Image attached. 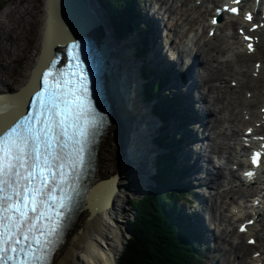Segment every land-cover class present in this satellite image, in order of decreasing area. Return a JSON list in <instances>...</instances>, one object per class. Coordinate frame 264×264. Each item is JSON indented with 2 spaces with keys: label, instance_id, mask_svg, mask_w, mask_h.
Here are the masks:
<instances>
[{
  "label": "bare ground",
  "instance_id": "1",
  "mask_svg": "<svg viewBox=\"0 0 264 264\" xmlns=\"http://www.w3.org/2000/svg\"><path fill=\"white\" fill-rule=\"evenodd\" d=\"M82 1V10L87 12V20L84 21L89 22L91 26L98 29L96 35L100 36L101 31L104 32L106 35L102 38L109 43L110 47L113 46L108 61L110 64L106 63V73L103 75L104 97L108 105V123L95 141L88 186L82 194L80 205L74 211L71 220L63 231L61 242L56 246L49 264H118L119 256L130 237L128 230L130 226L128 209L130 197L133 192L147 187L146 183H142L147 182L156 169L155 157H153V163L150 161L152 156L149 154L151 148L148 140L153 124L156 128L159 122L149 116L151 106L143 102L141 98L143 81L139 67L142 66L144 59L140 57L143 55L147 62L162 63L161 66H165V64L164 58L160 59L162 53L157 45L154 48L155 50L151 46L150 49H144L141 56L134 55V46L132 50V45H136L133 43L139 38L135 31L130 32L127 38L121 41L127 47L121 45L119 41L114 42L113 39L111 40V36L107 35L105 26L102 25L104 16L100 17L98 13L92 12L93 8L86 0ZM190 1L187 0L184 6H187ZM219 1L221 0H200L199 4L194 3L190 8L188 6L187 10L191 9L192 11L194 9L193 11L196 10L197 17H201L203 15L199 11L204 6L205 13L203 14L211 15L210 11L212 12L213 5L217 6ZM43 4V26L37 54H35L34 61L29 65V71L25 74L19 86L13 89L7 85L2 86L0 105L4 103L5 97H16L21 91L23 96L26 97L30 89L39 82L40 77L36 71L37 67L45 63L46 58L55 49L62 47V41L57 39L58 35H69L79 30L81 21L78 20L73 10L71 0H43ZM208 4H210V7ZM242 5L247 8L245 3ZM263 7L264 0H260L259 9L262 10ZM178 9L175 7L169 16L174 13L177 14ZM160 10L163 14L169 12L168 7ZM155 15L154 12L153 16ZM182 15L178 16L175 22L176 26H179V19H181V23L192 25L190 15L187 13L185 18H181ZM205 20V36H201L199 39L200 49L194 48L196 49L195 62L192 61L193 64L195 63L196 77L199 79L200 88H202L201 85H206L207 88L206 92L196 93L203 102H206L204 113L208 119L205 123L202 120L201 123L203 122V125L209 131L208 140H210V137H217L218 140L224 141V147L221 144L217 146L214 143L213 145L209 143L210 150L212 152L215 150L217 159L225 166L235 164L237 167L240 165L245 167L246 159L243 157V153L247 148L244 147L241 137L244 135L249 137L244 132L251 127L257 132L253 135L264 134V121L261 119L264 112L261 113L260 111L264 107V62L259 58L263 57L264 53V27L257 30H248L243 34L251 37L250 40H246V42H252L253 51L249 52L248 47L245 45L246 42H242L240 35L236 33L237 28L241 27L239 25H249L243 21L241 14L237 17L223 15L221 21L217 25L215 24L212 37L207 35L211 25L207 22L206 17ZM235 25L236 30L233 33ZM171 29L173 30L172 25L169 30ZM171 32L175 37L167 34L163 37L161 43L165 41V45H167V38H169L170 43V37L175 42L176 39L180 41L186 36L185 32L182 35V32L176 29ZM196 32L198 33V30ZM160 36L162 38V34ZM211 39L216 40V42L213 43L214 41L212 42ZM229 39L232 41L229 42ZM171 45L167 51H171ZM205 52L207 53L206 58H204ZM188 60L189 58H187ZM256 62H260L259 67L254 66ZM160 65H152L151 67L159 69L161 68ZM199 69L201 70L199 71ZM255 69L257 73L254 77L253 72ZM228 77L230 78L229 82L236 81L237 85L235 87L238 89L234 90L233 86H226L225 83L221 85L220 82L226 81ZM210 78H214L216 82L219 81V84H213V82L209 85L212 82ZM144 80L151 84L153 79L148 76ZM184 80L190 81L189 76H184ZM179 84L180 76H171L168 85ZM196 86H198V83ZM245 87H247V90L243 91L242 94L241 89ZM249 92L250 95L247 96ZM24 104L25 99L22 100L21 107ZM258 121L261 124L258 125L259 127H255V123ZM240 125H244L241 134L238 133ZM251 143H255L254 140H251ZM221 168L224 167L220 166L218 169ZM194 169H196V164H194ZM232 170L231 167L228 171ZM244 170V168L241 169V172ZM217 175L219 173L216 174V177ZM221 176L220 173L219 177L209 180L203 177L204 181L201 184H207L213 190L216 189L217 198H215L213 204L211 203L210 208L213 210L217 208L216 200L218 199L222 201V204L228 201V206L226 209L224 208L226 214L222 218L229 222L228 225L233 221H237V225L232 232L234 236L243 237L244 241L249 237H255V243H257L256 233L264 231V163L259 165L257 177L252 178L254 184H257L256 186L247 185L250 184L252 179L243 176V174L236 177L233 174V180ZM235 181H237V184L233 186ZM227 184L230 185L229 188L220 190ZM221 192L224 194L222 198L220 197ZM233 194H236L234 195L235 198ZM245 197H251L249 203L247 200H243ZM255 200H259L257 205L253 204ZM245 215L247 217L240 220ZM133 217L135 218V216ZM244 220H253V224L246 227V232L239 233L237 231L238 223H242ZM259 226L263 227L258 229ZM260 241L264 244V239ZM245 247L249 248L251 246L247 244ZM262 250H264V246H262ZM234 253L236 257H239L238 264H255L256 262L264 264V257L261 254L256 257H249V261L241 262L244 256H240L238 252Z\"/></svg>",
  "mask_w": 264,
  "mask_h": 264
},
{
  "label": "snow or ice",
  "instance_id": "2",
  "mask_svg": "<svg viewBox=\"0 0 264 264\" xmlns=\"http://www.w3.org/2000/svg\"><path fill=\"white\" fill-rule=\"evenodd\" d=\"M228 11L235 14L238 9ZM245 19L252 17L246 14ZM57 39L70 63L58 67L61 57L52 53L37 67L40 86L30 97L21 91L0 105V264H49L82 195L89 145L104 124L89 96L91 74L84 69L81 53L74 51L77 42L66 35ZM248 50L253 51L251 43ZM23 99L31 100L26 115ZM258 163H264V152L254 151L252 164ZM252 224L247 220L239 231L246 232V225Z\"/></svg>",
  "mask_w": 264,
  "mask_h": 264
},
{
  "label": "rangeland",
  "instance_id": "3",
  "mask_svg": "<svg viewBox=\"0 0 264 264\" xmlns=\"http://www.w3.org/2000/svg\"><path fill=\"white\" fill-rule=\"evenodd\" d=\"M140 1H142V0H140ZM146 1H147V8H151L152 7L151 4L154 2H157L155 4V6L157 8H160V9L161 8L164 9L167 7L169 8V12L162 16L163 17V23H162L163 25L161 26V29L159 31V35L162 34L161 39H164L163 37H165L167 34H169V35L171 34L170 36L175 37L174 34H172V32H171V31H174V29L182 32V35H183V32L186 33V36H184L180 41H178V39H176L175 42H173L174 40H171V43H169V41H168V44L165 46L164 52H166L168 47L172 44L173 46L171 45V51H169V50L167 51V53L169 54L170 57H173V55L175 54L176 49L178 47V48H181V50L183 51L182 52L183 58L184 59L187 58L189 52L184 51L183 48H187L184 46H185V44H188L186 42L189 41V35H192V34L194 35V38H193V41L190 42V45H192V47H193V48H191V50L193 49V51L195 52V50L197 48L200 49V40L199 39L201 36H205V31H206L205 17H206V19L208 18V15L205 14L206 15L205 16L203 14V13H205L204 12V10H205L204 6L199 11L201 13V15H203V16L197 17L196 10L195 11H193L194 9L192 11H191V9L187 10L188 8L191 7V5H194V2L196 0H191L187 6H184V3L187 0L186 1L182 0V2H181V0H179V1L178 0H175V1L174 0H168V1H166V0L165 1H163V0H143L144 3ZM159 1H161V2H159ZM172 3H174V4H172ZM208 6L210 7V4H208ZM43 7H44L43 0H0V90L3 89V87H2L3 85H7V86L11 87L12 89L16 88L17 86L20 85L23 77L29 71V65L32 64V62L34 61V56H35V54H37V51H38V42L40 40L41 29L43 26V19H42ZM175 7L179 8L177 11V14L174 13L175 15L172 14L171 15L172 17L169 16L170 12H172L173 9H175ZM182 9L184 10V12ZM187 13L190 15V18L192 19V22H193L192 25H190V23H187V24H185L184 22L181 23V19H179L178 20L179 26H176L175 22L178 19V16H180V14L181 15L184 14V15H182L181 18H185ZM102 20H103L102 25H103V27L105 26L106 33L109 36L110 33H108V30H109L107 27L108 25L106 22H104L105 17ZM169 25L170 26L172 25L173 30L172 29L169 30L170 29ZM196 30H198V33L196 32ZM235 30H236V25L234 26L233 33L235 32ZM137 32H138V30H137ZM191 38H192V36H191ZM167 39H169V38H167ZM211 40H212V42L214 41L213 43L216 42V40H214V39H211ZM228 41L230 42L232 40L229 39ZM116 42H118V41H116ZM119 43L121 45L122 44L124 45V43H122L121 41H119ZM124 46L127 47L126 45H124ZM194 48H196V49H194ZM132 50H133V45H132ZM118 52H119V50H118ZM122 52H123V50L121 51V53ZM119 54H120V52H119ZM171 54H173V55H171ZM204 55H205L204 58H206L207 53L205 52ZM140 58L144 59V62H147L143 55ZM259 58H261V61L264 62V53H263V57H259ZM250 60L252 61L253 59L251 58ZM142 66H143V64H142ZM141 67H139V68L141 69ZM140 69H139V71H140ZM200 70L201 69H199V71ZM140 73H141V71H140ZM142 75H141V79H142V81H144ZM229 79L230 78L228 77L226 79V81L220 82L221 85H223L225 83L224 85H226V86H231V87L233 86L232 88H234V90L238 89L237 87H235L233 85V80L229 82ZM210 80H212V82H210L209 85H211L213 82H214L213 84H216V83L219 84V81L218 82L214 81V78H210ZM228 83H230V84H228ZM142 84L144 85L143 82H142ZM201 87H202V85H201ZM251 87H252V85H251ZM251 87H248V88H251ZM205 88H206V86L204 88L202 87L201 89L199 87V89L203 92H205L204 91ZM256 88H258V87H256ZM241 90H242V94H243V91L247 90V87L242 88ZM195 97H196V95H195ZM201 102H202V106L204 107L206 102H203L202 100H201ZM216 116H218V115H216ZM205 119L207 120L208 117L207 118L205 117ZM169 127H171V128H169ZM176 127H179L178 124H176V123L172 124L171 126L165 125L164 130L162 129L160 134L165 135L167 133H171V132L177 130ZM243 128H244V125L239 126V131H238L239 134H241L243 132ZM179 129H180V127H179ZM208 133H209V131H208ZM228 133H230V132H228ZM172 136L173 137L170 139L171 140L174 139V141H171L170 144H172L173 142L177 143L178 138H180V136H177L175 134H173ZM175 139L177 141H175ZM208 139L209 138L207 137V140L205 141V143L207 144L206 149L201 152V158H198L199 164H202L205 168H207L209 170V172H212V174H209L210 176H205V179H208V178L215 179V178L219 177V175L221 173L222 176H225L226 178L233 180L234 177L232 175L234 174V176L236 177L237 175L240 174V171H239V169H233L232 171L229 172L228 170H229V168L232 167V164H227L224 168H222L220 170L217 167L214 168V165H216L215 158H217V157L215 154L216 152H214L215 150L213 152L210 150V145H213V143H214V145L219 146L221 144L224 147L225 146L224 141L218 140L217 137L216 138L210 137V140H208ZM175 143H174L173 149L176 148V152H174V150L172 151L170 146H166V152L165 153H170L172 155V165L177 170V173H175V177L173 179H174V181L177 182L175 184V186H177L179 184H178V179H176V176H177V174H181V166H182L181 162H183L184 155L186 154L185 161L189 160V162H190L193 159L191 158L192 153L188 149H185V148L181 149L180 144H175ZM209 143H211V144L209 145ZM195 149L197 151L196 147H195ZM183 150H185V153L183 152ZM152 153H153V150H150L149 154L151 156H152ZM194 155L196 158L198 157V153H196ZM153 157L154 156L150 157V161H152V163H153ZM187 167H188V165H187ZM225 168H227V169H225ZM156 170H157V168H156ZM156 170H155V173H156ZM189 173H185V171H184V174L182 173L181 175H179L181 178L183 177V175L187 176V177H184L182 181L190 182V183L193 182V183L187 184V185L184 184L182 186L181 190H178V192H183V194H184V191H186V192L184 194V198L180 201L178 200L176 205L178 206V208H180L181 205L184 204V207L190 213L196 212L197 215L200 214L201 217L203 218L204 224L201 223L202 226L198 229L196 228L200 242L203 243L204 247H205V248H203V251H201V253H199V255H200L199 256L200 257L199 264H238L239 257H236L234 252H238V254L240 256L241 255L244 256V257H242L241 262H244L245 260L249 261V257H251V254L253 252H256V251H259V252L261 251V253L264 255V250H262V246H264V244L262 243V241H260V240L264 239V231L257 232L256 233L257 243L254 246L246 248L245 246H247V244L244 241L243 237L242 238L235 237L234 234L232 233L233 229L235 228V226L237 224V221L236 222L233 221L230 225H228L229 222L226 221V219L222 218L223 215L226 214V213H224V208L226 209V207L228 206V204H227L228 201H226L225 204H222L221 200H219V199L216 200L217 208H215L213 210L210 207L214 203L215 198H217V194L215 192L216 189L213 190V188H211L207 184H205V185L201 184L197 188H195L197 190L198 196H196L197 203L194 202L193 197L191 196V194L189 192L190 189H192V190L194 189V187H192L191 185H193L194 183H199V181H201V183H203L204 180L200 179V180L194 181L193 180V178H195L194 176L199 174V173L194 172L195 174L193 173V175H190ZM217 173H219V175H217V177H216ZM200 174H202L201 177L204 175V173H200ZM145 183L146 182H143L142 184H145ZM236 184H237V181H235L233 183V186H236ZM230 185L227 184V185H225V187H222L220 190H222L223 188H229ZM144 192H145L144 188H141L137 192H133V194L130 197L129 205H128L129 214H130L129 215L130 222L134 219L133 216L136 215L134 212L135 210H133L131 208V205L135 200L142 198L144 196ZM199 195H200L201 199H199ZM234 195H236V194H233V197L235 198L236 196H234ZM223 196H224V194H223V192H221L220 197L222 198ZM243 200L244 201L247 200V202L249 203V201L251 200V197H245V198H243ZM202 203H204V204H202ZM262 212H263V209H262ZM246 217H247V215H245V217H241L240 220L243 218H246ZM130 226H129V229H130ZM194 226L196 227L195 223H194ZM262 227L263 226H259L258 229H260ZM129 236H131V234ZM210 236L212 239L210 238ZM237 249H239V251H237ZM123 251L119 256V259H118L119 262H120V259L122 257ZM119 262H118V264H120Z\"/></svg>",
  "mask_w": 264,
  "mask_h": 264
},
{
  "label": "trees",
  "instance_id": "4",
  "mask_svg": "<svg viewBox=\"0 0 264 264\" xmlns=\"http://www.w3.org/2000/svg\"><path fill=\"white\" fill-rule=\"evenodd\" d=\"M107 9L117 37L125 34L129 26L130 5L133 0H99ZM147 72H145L146 75ZM148 74V73H147ZM144 75V76H145ZM159 86H145L146 94ZM170 102L164 95L159 102L158 115L166 125L165 104ZM159 136L154 139L162 144ZM152 182L140 199L135 200L131 208L135 218L130 222L131 236L128 238L120 264H199L201 251L196 236L184 224L180 209L176 206L182 192L168 189L167 180H173L176 168L172 165V155L160 156ZM185 193V192H184ZM202 249V250H201Z\"/></svg>",
  "mask_w": 264,
  "mask_h": 264
},
{
  "label": "water",
  "instance_id": "5",
  "mask_svg": "<svg viewBox=\"0 0 264 264\" xmlns=\"http://www.w3.org/2000/svg\"><path fill=\"white\" fill-rule=\"evenodd\" d=\"M71 3H72L73 10L76 13L78 20L81 21V25L79 27V30L73 33H70L69 35H66V36L69 37L71 40H75L79 47H84V49L86 50L88 54L90 63L92 64V68L94 71L93 81H94L95 88H96V89H93V96L96 100V106H97L99 113H101L104 117V124L98 128L99 130L98 129L96 130L100 132V130H102L104 126L108 123V105H107L106 98L104 97V89H103V75L106 73L105 67H106V63H108L107 57L103 53V47H102L103 43H102V39L100 40L101 35L100 36L96 35L98 34L97 32L98 29L94 28V26H91L89 22L84 21V20H87V12L82 10L81 6H82L83 1L82 0H71ZM35 86L36 85H34L33 87ZM92 144H93L92 150L94 152L95 142H93ZM92 155L93 154H90L89 157L92 158L93 157ZM91 161L92 159H89L88 161L89 171H91L90 170V166L92 165ZM89 175L90 174L88 172V176ZM79 203H80V200H78L74 211L80 205ZM74 211L72 212V215ZM72 215H71V218H72ZM128 230L130 232L129 228Z\"/></svg>",
  "mask_w": 264,
  "mask_h": 264
}]
</instances>
